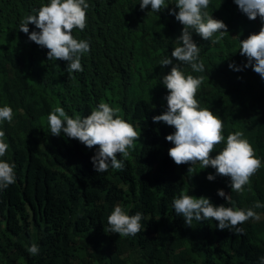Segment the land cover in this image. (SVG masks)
Masks as SVG:
<instances>
[{
	"label": "trees",
	"instance_id": "16d2710c",
	"mask_svg": "<svg viewBox=\"0 0 264 264\" xmlns=\"http://www.w3.org/2000/svg\"><path fill=\"white\" fill-rule=\"evenodd\" d=\"M87 2L86 27L73 35L87 40L90 52L81 57L83 71L69 74L66 61L48 60V49L19 31L21 21L50 0H0V107L13 109L12 121L0 122L9 144L0 160L14 163L16 173V182L0 191V264H258L264 256V207L255 208L264 204V78L252 67L229 65L247 63L240 40L259 32L260 18L250 20L234 0H210L206 11L229 33L219 42L193 33L205 71L180 65L185 75L204 76L196 98L222 118L225 142L242 130L261 159L253 187L240 193L232 192L229 177L208 180L211 166L197 163L188 172L190 164L176 165L166 140L175 129L153 122L167 110L161 81L173 66L159 63L181 46L176 38L183 25L170 15L176 0H166L160 13L141 9L140 0ZM29 31L39 29L29 24ZM101 102L119 108L140 133L125 171L98 173L91 157L99 146L51 135L47 117L54 107L84 117ZM224 146L217 145L213 157ZM221 188L237 208L260 217L240 225L243 234L220 230L214 220L186 225L176 215L172 202L183 193L230 206L218 195ZM116 205L144 214L140 233L108 231ZM33 243L40 249L35 256L27 251Z\"/></svg>",
	"mask_w": 264,
	"mask_h": 264
},
{
	"label": "clouds",
	"instance_id": "9594fccd",
	"mask_svg": "<svg viewBox=\"0 0 264 264\" xmlns=\"http://www.w3.org/2000/svg\"><path fill=\"white\" fill-rule=\"evenodd\" d=\"M239 9L250 19L260 18L264 25V0H234ZM175 7L170 10L176 20L183 25L182 34L176 39L181 46L171 52L170 57H164L159 65L171 67L170 72L162 75V84L167 88V110L153 117L154 123L163 122L173 127L175 131L166 136V140L174 146L168 150V155L176 165L199 163L201 169L209 166L215 169V174L209 173L208 180L216 176L230 178L232 192H244L245 186L251 190V177L261 167V159L242 130H237L224 136V122L220 116L208 108H202L196 98L197 92L204 82V76L185 75L181 63L188 64L194 72H204L205 65L200 58L199 44L193 39V33L204 40L219 42L229 33L227 24L209 15L206 9L210 0H176ZM87 0H50L35 14L26 16L19 25V31L28 34L30 41L47 48L48 60H63L67 62V72H82L81 57L90 52V43L85 39H77L73 35L75 29L83 31L87 24ZM151 6V11L160 13L168 7L166 0H140L141 9ZM176 8L179 11H176ZM29 24H34L39 31H29ZM219 33V35H216ZM240 55L247 57V63L236 66L233 62L230 68L240 71L252 67L253 71L264 78V26L259 32H253L246 39L240 40ZM174 60L178 63H174ZM119 108L101 102L87 116H70L63 107L56 106L48 115L51 135L76 139L88 148L99 146L91 157L93 167L98 173H106L109 168L119 171L126 170V160L130 150L135 149V142L140 133L134 126L119 115ZM13 109L5 105L0 107V122H11ZM5 132L0 130V157L5 156L9 144L5 140ZM225 146L213 157L216 146ZM119 157V158H118ZM16 182L15 164L0 160V191ZM224 197L226 204L215 205L211 198L196 197L186 193L174 198L172 202L176 215L184 218L185 224L192 226L193 220H214L220 230L229 229L235 234H243L240 225L249 219L259 220L260 217L252 208L247 210L237 208L231 199V194L223 188L217 190ZM231 192V193H232ZM264 207L260 202L255 208ZM143 213L129 215L122 206L116 205L108 217L111 233L119 236H135L141 232ZM27 251L35 256L39 247L33 243ZM258 264H264V256L258 258Z\"/></svg>",
	"mask_w": 264,
	"mask_h": 264
},
{
	"label": "rangeland",
	"instance_id": "374dc122",
	"mask_svg": "<svg viewBox=\"0 0 264 264\" xmlns=\"http://www.w3.org/2000/svg\"><path fill=\"white\" fill-rule=\"evenodd\" d=\"M255 180H256V179H255L254 176L251 177V182H250V183H251V188L253 187V184L255 183ZM248 191H249V190H248V186H245V191H244V192L247 193Z\"/></svg>",
	"mask_w": 264,
	"mask_h": 264
}]
</instances>
